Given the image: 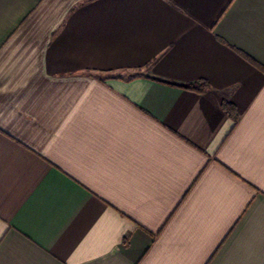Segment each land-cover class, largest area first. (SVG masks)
<instances>
[{"label":"crops","instance_id":"obj_1","mask_svg":"<svg viewBox=\"0 0 264 264\" xmlns=\"http://www.w3.org/2000/svg\"><path fill=\"white\" fill-rule=\"evenodd\" d=\"M0 264H264V0H0Z\"/></svg>","mask_w":264,"mask_h":264},{"label":"trees","instance_id":"obj_2","mask_svg":"<svg viewBox=\"0 0 264 264\" xmlns=\"http://www.w3.org/2000/svg\"><path fill=\"white\" fill-rule=\"evenodd\" d=\"M184 87L186 89L195 90L198 92H202V91L209 88V86L206 85V83H201L199 85L198 84H190V85H185ZM222 107H223V110H226L228 112V114L232 115L234 109H232L233 107L229 103H223ZM232 117L235 119V121H237L238 117L236 115H234V116L232 115Z\"/></svg>","mask_w":264,"mask_h":264}]
</instances>
